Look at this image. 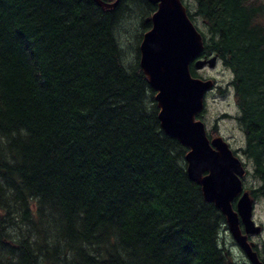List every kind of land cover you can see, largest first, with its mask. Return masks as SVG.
<instances>
[{
	"label": "trees",
	"instance_id": "obj_1",
	"mask_svg": "<svg viewBox=\"0 0 264 264\" xmlns=\"http://www.w3.org/2000/svg\"><path fill=\"white\" fill-rule=\"evenodd\" d=\"M192 1L202 54L232 76L244 187L264 200V0ZM134 9L145 31L147 0H0V264H249L161 127L143 33L133 59L117 39Z\"/></svg>",
	"mask_w": 264,
	"mask_h": 264
},
{
	"label": "water",
	"instance_id": "obj_2",
	"mask_svg": "<svg viewBox=\"0 0 264 264\" xmlns=\"http://www.w3.org/2000/svg\"><path fill=\"white\" fill-rule=\"evenodd\" d=\"M118 1L95 0L102 8H112ZM149 1L157 8L145 19L151 26L139 43V64L156 92L161 127L188 148L189 177L201 185L205 200L223 213L227 230L247 262L264 264L247 237L258 234L261 226L252 218L255 199L242 184L245 167L221 136L208 138L203 121L197 118L213 80L192 76L190 65L213 68L217 57L198 58L202 35L180 0Z\"/></svg>",
	"mask_w": 264,
	"mask_h": 264
},
{
	"label": "rangeland",
	"instance_id": "obj_3",
	"mask_svg": "<svg viewBox=\"0 0 264 264\" xmlns=\"http://www.w3.org/2000/svg\"><path fill=\"white\" fill-rule=\"evenodd\" d=\"M189 5L190 11L193 12V1H190ZM132 15L133 16L130 19L126 18L125 20H122L116 29L117 39L122 44L124 52L126 55L128 54L129 59L134 58L137 48L138 36L144 32V28L140 24V11L134 9ZM196 19L197 20L194 21V24L196 23L198 27L203 28L199 18L196 17ZM195 71L203 78H214L216 80V84L219 86L221 85L222 87H226L227 83H229L232 77L230 71L219 61H217L213 68L204 66L201 69H195ZM205 105L206 111L203 112L202 117L200 118L204 122L205 127L210 130L213 124H217L223 136L228 137L229 135H233L241 141L242 136L237 128L235 120L230 118L220 119V114L222 112L226 111L234 114L237 111V106L234 102L231 90L228 94H226V96H222L217 90L211 89V91L208 92L205 97ZM229 141L231 140L229 139ZM239 156L243 162L247 163V168L251 171L252 167L249 162H247L246 158L243 155ZM244 182L248 187L253 184L254 178L252 177L251 173L244 176ZM252 218L256 223H260L264 227V200H256ZM253 240L255 242H260L261 240L264 241V230L260 236L253 238ZM220 242L223 246L228 248L229 251H231L235 259L247 262L243 252L234 243L227 229L221 231ZM259 247L261 249L260 244Z\"/></svg>",
	"mask_w": 264,
	"mask_h": 264
},
{
	"label": "flooded vegetation",
	"instance_id": "obj_4",
	"mask_svg": "<svg viewBox=\"0 0 264 264\" xmlns=\"http://www.w3.org/2000/svg\"><path fill=\"white\" fill-rule=\"evenodd\" d=\"M147 1H149V0H147ZM181 1V3L184 5V7L186 8V10H188V12H190L191 13V11H190V5H189V3H190V1H192V0H180ZM150 2V1H149ZM151 3V2H150ZM152 4H154V5H156V8H157V4L156 3H152ZM187 12V11H186ZM142 19V18H141ZM144 21L145 22H148L149 23V28H150V26H151V21H146L145 19H144ZM148 28V29H149ZM147 30V29H146ZM203 57H207V56H204V54H200V56H198V58H203ZM209 57V56H208ZM193 64V62H191V65ZM193 66V65H192ZM211 89H214V90H217L222 96H226V94H228L229 93V89H228V87H227V90H226V87H222L221 85L219 86V85H217V84H215ZM211 89L208 91V92H210L211 91ZM207 92V93H208ZM207 93H206V95H207ZM206 95H205V97H206ZM233 96V95H232ZM234 99V98H233ZM234 102H235V100H234ZM237 106V105H236ZM206 111V105H205V101H204V108H203V110H202V112H201V117H202V114H203V112H205ZM236 113H238V108H237V111L234 113V114H231V113H229V112H222L221 114H220V119H223V118H230V119H233V120H235V122H236V124H237V128H238V130H239V132L241 133V136H242V138H241V141L239 140V139H237L235 136H233V135H229L228 137H226V136H223L222 135V133L220 132V130H219V127L217 126V124H213L212 125V127H211V129L210 130H208L207 128H206V131L207 132H209L210 134H211V137H209V139H212V138H214V137H216V136H221L222 138H223V140L228 144V146H229V148L232 150V152L236 155V156H238L239 158H240V156L239 155H243L244 156V151H243V149H244V147H243V144H244V141H245V134H244V131H243V129L241 128V126L239 125V123L237 122V120H236ZM229 139L231 140V141H229ZM245 157V156H244ZM240 160L242 161V164H243V166L245 167V175H247V174H250L251 173V171L247 168V163L246 162H243V160L240 158ZM252 174V173H251ZM252 177H253V175H252ZM254 178V177H253ZM243 181H244V177H243ZM255 200H257V199H255ZM259 225L261 226V231L258 233V234H256V235H248L247 237H248V240L249 241H252V242H254V247H253V249L257 252V254H258V257L260 256V257H263L264 258V252H262L261 250H260V247H259V244L260 245H262L263 243H264V241L263 240H261L260 242H255L254 240H253V238H255V237H258V236H260V234H262V232H263V230H264V227H263V225L262 224H260L259 223ZM240 227H241V229H242V232L244 231L243 230V225H241L240 224ZM260 259V258H259Z\"/></svg>",
	"mask_w": 264,
	"mask_h": 264
},
{
	"label": "bare ground",
	"instance_id": "obj_5",
	"mask_svg": "<svg viewBox=\"0 0 264 264\" xmlns=\"http://www.w3.org/2000/svg\"><path fill=\"white\" fill-rule=\"evenodd\" d=\"M256 223V222H255ZM256 224H258V223H256ZM259 225V224H258ZM261 231V230H260Z\"/></svg>",
	"mask_w": 264,
	"mask_h": 264
}]
</instances>
